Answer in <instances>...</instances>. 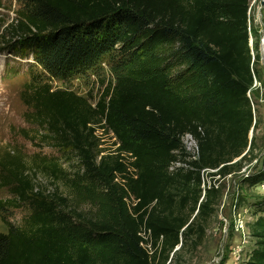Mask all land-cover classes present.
Returning a JSON list of instances; mask_svg holds the SVG:
<instances>
[{"label": "trees", "instance_id": "16d2710c", "mask_svg": "<svg viewBox=\"0 0 264 264\" xmlns=\"http://www.w3.org/2000/svg\"><path fill=\"white\" fill-rule=\"evenodd\" d=\"M249 1L19 0L0 52L31 57L65 86L31 74L25 120L78 166L68 172L54 159L28 166L0 158V190L12 196L0 200V213L31 208L20 227L4 220L0 264H157L196 231L202 239L218 193L214 186L203 193L201 171L228 174L254 127ZM113 54L129 58L113 69V82H100L94 105L68 88ZM94 126L113 133L114 154L101 155ZM186 133L197 139L198 160L171 173ZM37 173L66 191L38 188ZM143 229L151 255L141 246ZM252 235L257 248L246 264H264L263 216Z\"/></svg>", "mask_w": 264, "mask_h": 264}, {"label": "rangeland", "instance_id": "374dc122", "mask_svg": "<svg viewBox=\"0 0 264 264\" xmlns=\"http://www.w3.org/2000/svg\"><path fill=\"white\" fill-rule=\"evenodd\" d=\"M20 7L19 0H0V33L15 19ZM247 26L253 60L251 67L255 74L254 85L247 94L254 117V127L248 135L249 147L241 156L226 164L228 174L218 175L219 169L206 170L201 174L203 193L212 186L218 193L212 215L204 224V236L198 239L199 231H196L182 247L177 246L172 250L165 262L157 259V264H246L257 248L252 228L259 217H264V0L249 1ZM2 47L0 44V50ZM127 58L128 55L118 54L106 57L95 72L85 79L74 80L68 88L78 96L92 98L90 102L94 105L101 92L100 82H113V69L124 64ZM32 65L31 57L25 59L0 52V158L19 157L28 166L34 159H54L69 172L78 166L74 155L68 149L61 150L51 142L43 141L40 136L44 132L38 133V127L25 120L32 111L25 105L22 94L31 80V74L48 82L53 89L65 87L60 82L51 81L35 65V68L30 67ZM102 128L97 127L94 131L101 138L98 140L101 155L114 154L117 141L109 133L101 137ZM192 137L198 146L197 139ZM178 153L185 163L192 161L190 154L174 152L175 155ZM53 181L40 173L34 178V183L40 189L66 191L61 180ZM9 198L12 196L6 189L0 190V200ZM30 210V205L23 203L18 208H9L0 213V234L7 233L4 220L20 227ZM149 253H152L151 249Z\"/></svg>", "mask_w": 264, "mask_h": 264}, {"label": "built area", "instance_id": "2783aa9c", "mask_svg": "<svg viewBox=\"0 0 264 264\" xmlns=\"http://www.w3.org/2000/svg\"><path fill=\"white\" fill-rule=\"evenodd\" d=\"M97 127H101V126H94V131L96 130ZM102 134L101 137L104 136L103 134H106L107 132L104 130V128H102L101 130ZM110 135H112V138H115L113 133L108 132ZM95 135V132H94ZM96 136V135H95ZM110 137V136H108ZM96 138L98 140H100L101 138H99L98 136H96ZM181 142H182V151L184 153H186L187 155L190 154L192 161L189 163H185L183 161V159H181L179 157L180 153H178L176 155L177 158H179L178 160H173L169 167H168V171L171 173H177L179 171H189L192 170L193 168L191 167V163L192 162H196L198 160V156H199V150H198V146L194 141V138L192 137V135L189 134H184L181 138ZM206 170L201 171V174H203V172H205ZM131 202L133 203V205L135 204V201L133 199H131ZM139 236L144 240V242L141 243V246L147 251V253L149 255H151L150 252V231H146V230H142V232L139 234Z\"/></svg>", "mask_w": 264, "mask_h": 264}]
</instances>
